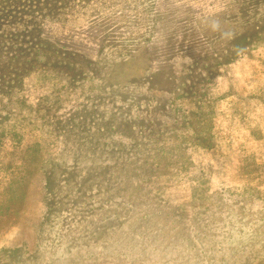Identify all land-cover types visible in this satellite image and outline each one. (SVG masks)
<instances>
[{
  "label": "rangeland",
  "instance_id": "obj_1",
  "mask_svg": "<svg viewBox=\"0 0 264 264\" xmlns=\"http://www.w3.org/2000/svg\"><path fill=\"white\" fill-rule=\"evenodd\" d=\"M0 264H264V0H0Z\"/></svg>",
  "mask_w": 264,
  "mask_h": 264
},
{
  "label": "trees",
  "instance_id": "obj_2",
  "mask_svg": "<svg viewBox=\"0 0 264 264\" xmlns=\"http://www.w3.org/2000/svg\"><path fill=\"white\" fill-rule=\"evenodd\" d=\"M3 14H4V12H3ZM194 228V225H190L188 228H187V233H188V235H190V236H192V235H196L197 233H196V230L195 229H193ZM196 233V234H195Z\"/></svg>",
  "mask_w": 264,
  "mask_h": 264
}]
</instances>
